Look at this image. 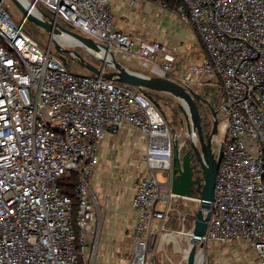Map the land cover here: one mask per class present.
<instances>
[{
	"label": "built area",
	"instance_id": "built-area-1",
	"mask_svg": "<svg viewBox=\"0 0 264 264\" xmlns=\"http://www.w3.org/2000/svg\"><path fill=\"white\" fill-rule=\"evenodd\" d=\"M139 1L130 0V7L137 8ZM151 1L195 29L206 51L202 63L177 69L176 48L115 24L112 0H26L38 15L47 13L101 47L95 50L64 34L74 40L62 44L65 48L79 45L105 61L106 53L126 55L187 88H219L222 158L200 264H212L206 249L212 243L242 246L244 256L264 264V0ZM4 2L0 0V264H94L101 229L91 179L103 141L125 127L146 136L142 161L148 165L133 187L136 222L127 264H148L154 221L160 222L158 230L173 224L175 207L183 199L171 192L173 142L163 111L143 90L100 75L72 73L54 53L53 38L43 46L27 30V18L16 22ZM208 96L214 104L216 94ZM159 169L169 177L167 183L158 181ZM73 174L78 176L75 208L73 198L62 192ZM185 199L199 205L198 198ZM180 219L190 240L188 218Z\"/></svg>",
	"mask_w": 264,
	"mask_h": 264
},
{
	"label": "crops",
	"instance_id": "crops-1",
	"mask_svg": "<svg viewBox=\"0 0 264 264\" xmlns=\"http://www.w3.org/2000/svg\"><path fill=\"white\" fill-rule=\"evenodd\" d=\"M150 1L140 0L139 6L135 8L130 7V0H112L115 24L133 33L144 34L149 40L176 48L177 69L184 68L189 63H202L206 51L195 29L183 23L171 10H164ZM149 6L151 11L148 10ZM122 57L121 63L129 70L156 75L151 66L148 67L140 60L126 55ZM146 149V136L132 127H125L118 136H109L103 141L100 163L91 179L92 190L99 202L101 229L95 250V264L128 262L132 245L130 229L136 222V214L132 208L133 187L136 178L148 171V165L142 161ZM179 201L187 211L184 213L197 212L198 205L194 201L185 198ZM219 248L229 264L255 262L254 257L244 256L245 249L242 246H219L212 243L206 248L212 264H219Z\"/></svg>",
	"mask_w": 264,
	"mask_h": 264
},
{
	"label": "water",
	"instance_id": "water-1",
	"mask_svg": "<svg viewBox=\"0 0 264 264\" xmlns=\"http://www.w3.org/2000/svg\"><path fill=\"white\" fill-rule=\"evenodd\" d=\"M12 1L25 18L49 33L53 38L55 50L63 61L67 60L66 55H70L95 75H100L108 80H116L143 91L166 94L177 100L184 115L190 144L187 143V140L181 143L179 137L173 141L170 185L172 194L181 198H198L199 200L191 228L192 236L188 248L185 249L184 261L186 264H200L199 258L202 256L204 248L202 239L207 233L208 222L211 219L216 177L222 158V147L219 148L218 155L214 150V144L219 135L218 111L194 89L187 88L163 76L146 75L129 70L116 58H112L110 61L100 59L102 67L90 63L79 52L63 47L57 38H60L58 36L66 37L64 34H67L95 50L101 49L99 44L60 25L43 11H40L41 16L38 15L32 4L27 5L22 0ZM105 66L110 71H104ZM201 105L207 106L211 111L213 118L211 131L206 130V117ZM191 133L197 136L196 140L192 138Z\"/></svg>",
	"mask_w": 264,
	"mask_h": 264
},
{
	"label": "rangeland",
	"instance_id": "rangeland-1",
	"mask_svg": "<svg viewBox=\"0 0 264 264\" xmlns=\"http://www.w3.org/2000/svg\"><path fill=\"white\" fill-rule=\"evenodd\" d=\"M4 7L9 11V13L16 22H21L25 18L22 12L14 4L12 0H5ZM148 10L151 11L150 6ZM26 26H27L26 27L27 30L37 39H39L43 46L48 45L50 41V35L48 32H46L41 27H38L37 25L31 23L29 20L27 21ZM66 44H70V43H66ZM66 48L73 49L79 52L82 57L87 59V61L95 64L98 67L103 66L100 60L94 59L92 56L87 55L85 50L80 47L70 48V46L66 45ZM52 49L54 50V53L55 52L58 53L55 50V44ZM115 57L118 61L120 62L123 61L122 55H116ZM66 59L67 60L65 61V63L69 66V69L71 70L72 73L77 75H93V73H91L84 66H82L72 56L66 55ZM105 70L110 71L108 67H106ZM195 91L201 94L204 98H207L206 93L209 92V91H205L204 89H196ZM145 93L147 94L148 97L152 99V101L157 105V107H159L160 110L163 111L167 120L168 128L171 133L172 142L176 137H179V141L181 143L187 140V143L190 144V140L188 139L187 136L188 134H187V127H186L184 115L180 109L177 100L166 94L155 93L150 91H145ZM209 94H213L214 96L216 94V97L214 98L215 99L214 105L219 110L218 104L216 102L219 99L218 88L212 87L210 89ZM219 106H220V101H219ZM201 109L203 110V112H205V107L203 105H201ZM222 116H223L222 113H218V118L220 122H222ZM220 132L221 130L219 129V135L217 136L214 144V150L216 155H218L219 152V145L217 139L220 137ZM156 177L160 183H167L169 180V178L165 176L163 171L160 169L156 170ZM175 208L177 212L173 215L176 218L175 219L176 221L173 222V224H169L165 228V230L164 229L158 230L160 222L157 220L154 221L152 233L156 234V237L151 244L150 253H149L150 258L148 264H186L184 261V257H185V249L188 248L189 240H188V236L182 233L181 231L182 228L181 219L178 220V216L186 215L188 218L187 228H191L193 226L192 220L194 219L196 212L192 214H186L184 213L187 212L185 207L180 204L176 205ZM220 249L221 248H219V264H229L225 254L222 251H220Z\"/></svg>",
	"mask_w": 264,
	"mask_h": 264
},
{
	"label": "trees",
	"instance_id": "trees-1",
	"mask_svg": "<svg viewBox=\"0 0 264 264\" xmlns=\"http://www.w3.org/2000/svg\"><path fill=\"white\" fill-rule=\"evenodd\" d=\"M173 6V4H170V7H172ZM210 89L211 88H209V87H206L204 90L205 91H209L210 92ZM218 90H219V88H218ZM209 92H207L206 94H207V98L209 99ZM206 98V99H207ZM207 99V100H208ZM209 101V100H208ZM210 102V101H209ZM214 107H215V105L213 104V102H210ZM204 106V105H203ZM205 107V109L211 114V111H210V109L207 107V106H204ZM215 109H216V107H215ZM206 130H207V128H206ZM77 181H78V176H77V174H73L65 183H63L62 185V192L64 193V194H66V195H68L69 197H71V198H73L74 197V192H75V189H76V184H77ZM193 195H196L195 193H193ZM73 201H74V208L76 207V201H75V199L73 198L72 199ZM75 211H76V209H75ZM191 217V216H190ZM195 219V218H194ZM193 219V220H194ZM192 220V221H193ZM187 224L188 223H186V226H187Z\"/></svg>",
	"mask_w": 264,
	"mask_h": 264
},
{
	"label": "bare ground",
	"instance_id": "bare-ground-1",
	"mask_svg": "<svg viewBox=\"0 0 264 264\" xmlns=\"http://www.w3.org/2000/svg\"><path fill=\"white\" fill-rule=\"evenodd\" d=\"M25 4H27L28 5V3L26 2V0H22ZM35 12H36V10H35ZM37 13V12H36ZM58 41L61 43V44H66V43H70V44H73L74 43V40H72L70 37H60V38H58ZM63 42H66V43H63ZM74 48V47H80V48H82V49H84L85 50V48L84 47H81V46H79V45H77V46H70V48ZM105 56H107V58H108V61H110L112 58H116L114 55H110V54H108V53H106V55ZM191 136H192V138L193 139H195V136L193 135V133H191ZM202 257V259H203V256H200V258ZM200 258H199V262H200ZM202 259H201V261H202Z\"/></svg>",
	"mask_w": 264,
	"mask_h": 264
},
{
	"label": "flooded vegetation",
	"instance_id": "flooded-vegetation-1",
	"mask_svg": "<svg viewBox=\"0 0 264 264\" xmlns=\"http://www.w3.org/2000/svg\"><path fill=\"white\" fill-rule=\"evenodd\" d=\"M205 117H206V128H207V131H209V129L212 130V127H213V118L211 119V116L209 115V113L207 112V110L205 109Z\"/></svg>",
	"mask_w": 264,
	"mask_h": 264
}]
</instances>
